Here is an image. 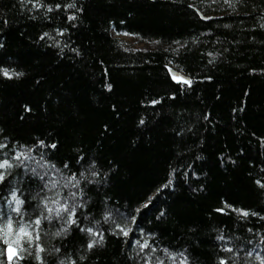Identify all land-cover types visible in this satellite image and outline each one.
Masks as SVG:
<instances>
[{"label": "trees", "instance_id": "16d2710c", "mask_svg": "<svg viewBox=\"0 0 264 264\" xmlns=\"http://www.w3.org/2000/svg\"><path fill=\"white\" fill-rule=\"evenodd\" d=\"M77 2L83 12L72 27L63 12L47 19L43 10L32 13L18 0H0V17L9 21L0 22V65L24 73L11 80L0 76V128L21 143L59 141L55 156L70 165L82 150L112 167L99 196L89 193L100 205L92 209L96 218L105 196L108 208L142 209L139 227L126 225L135 229L128 244L105 231L104 245L86 264H131L125 254L141 228L143 238L154 232L161 247L187 248L196 264H219L221 256L233 255L222 252L225 243L235 245L240 264H257L256 252L264 256V220L242 217L228 205L264 215V189L255 184L264 179V29L258 26L264 0H240L235 8L223 0ZM62 27L67 33L57 36ZM114 31L153 48L134 50ZM44 32L59 47L48 37L40 40ZM208 52L219 53L211 64ZM169 62L174 72L192 78L190 89L171 80ZM172 93L175 100L168 99ZM152 99L162 102L152 107ZM25 105L32 111L25 112ZM168 180L174 185L163 188ZM220 234L226 241L216 239ZM68 240L72 250L85 237L77 232Z\"/></svg>", "mask_w": 264, "mask_h": 264}, {"label": "snow or ice", "instance_id": "6c2138e0", "mask_svg": "<svg viewBox=\"0 0 264 264\" xmlns=\"http://www.w3.org/2000/svg\"><path fill=\"white\" fill-rule=\"evenodd\" d=\"M212 2L216 3L217 0H212ZM239 2L240 0H223V3L230 8H235ZM18 3L21 8H28V11L32 13L39 14L43 10L42 15L47 19L52 18L48 15L50 13L63 12L66 14L68 24L72 27L76 26L73 22L78 19V13L83 12V6L78 5L77 0H18ZM29 5L31 7H28ZM188 6L194 7L191 4ZM199 15L202 19H211L202 12ZM246 15H251V13H246ZM31 18L35 19L36 16L33 15ZM0 22L7 25L9 21L0 17ZM258 26L264 29V23ZM67 31V27L55 29L57 36H64ZM46 37L54 40L55 45L59 47L60 42L48 32H44L40 40ZM173 43L185 47L179 41ZM4 47L5 44L0 42V49ZM67 47L69 45L65 43L60 48V52L63 53L64 48ZM70 50L77 56L81 54L75 47ZM206 55L211 57L208 60L211 64L219 53L214 55L208 52ZM170 64L171 62L165 65V68L171 80L181 89H190L194 83L192 78L176 74ZM23 75L22 71L14 67L10 69L0 65V76L6 79L11 80ZM106 87L111 91V84ZM168 99L175 100L176 93H172ZM161 102L162 99H152L149 103L155 107ZM24 111L31 112L32 109L25 105ZM209 115H205L204 119L208 120ZM145 123L144 118L139 120V125H145ZM182 131L177 132L176 135H181ZM0 137L3 138L0 140V264H86L94 249L104 245L105 231L110 236L123 237L124 243H129L135 229L126 225L131 223L138 228L139 225L136 222L138 213L142 209H130L125 213L119 208H108L105 196L100 202L104 206L101 218H96L92 213L93 208L99 211L100 205L92 200L89 193L95 190L99 196V189L110 181L112 167L105 168L99 162V157H87L82 150L78 152L73 165H70L67 159L58 160L55 152L58 150L59 141L51 140V137H49L51 142L36 139L31 144L21 143L5 135L3 128H0ZM262 143H264V138H262ZM255 184L264 189V179H256ZM173 185L174 182L168 180L163 188ZM161 190L157 189V192ZM154 199V196L150 197L148 203ZM148 203L144 205L145 208L148 207ZM228 207L242 217L252 216L264 220V215L259 212L235 209L231 205ZM216 211L223 212L224 209L218 208ZM163 215L164 212H160V216ZM102 221L108 226L107 228L101 226ZM247 231L251 233L253 229L248 228ZM77 232L83 234L85 240L80 243L79 247L69 250L67 243L71 241L68 237L74 236ZM146 235L149 238H143L145 230L141 228L140 237L131 240L130 251L125 254L131 264H196L195 257L191 256L187 248L172 250L168 247H161L154 240V232L148 231ZM216 239L226 241L223 234L217 235ZM49 240H58L59 243L50 244ZM248 243L251 244V240ZM259 244H264V236H261ZM221 250L233 255L221 256L219 264H240L239 252L236 251L235 245L228 246L225 243ZM243 250L241 246L240 251ZM246 257H253V251H247ZM255 261L257 264H264V256L256 252ZM243 264H250V262L245 259Z\"/></svg>", "mask_w": 264, "mask_h": 264}, {"label": "rangeland", "instance_id": "374dc122", "mask_svg": "<svg viewBox=\"0 0 264 264\" xmlns=\"http://www.w3.org/2000/svg\"><path fill=\"white\" fill-rule=\"evenodd\" d=\"M113 35L115 38H118L122 41H124L130 48L134 50H148L150 48H153V45L143 43L139 41L137 38H135L132 35L126 34V33H118V32H113Z\"/></svg>", "mask_w": 264, "mask_h": 264}, {"label": "water", "instance_id": "95a60500", "mask_svg": "<svg viewBox=\"0 0 264 264\" xmlns=\"http://www.w3.org/2000/svg\"><path fill=\"white\" fill-rule=\"evenodd\" d=\"M176 74H178L177 72H175ZM180 75V74H179Z\"/></svg>", "mask_w": 264, "mask_h": 264}]
</instances>
